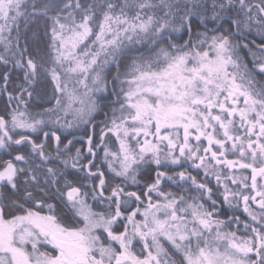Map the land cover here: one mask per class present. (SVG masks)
<instances>
[{"label":"snow or ice","instance_id":"6c2138e0","mask_svg":"<svg viewBox=\"0 0 264 264\" xmlns=\"http://www.w3.org/2000/svg\"><path fill=\"white\" fill-rule=\"evenodd\" d=\"M239 3L245 7V0ZM150 6L146 3L135 5L140 9ZM50 7L57 6L40 7L33 3V15L39 11L47 16ZM131 7L133 5L126 0L117 13V5L106 0L101 9L102 19L97 20L93 5L84 6L80 0H75L73 5L68 0L50 17L53 62L66 73L80 74L77 83L86 89L83 96L77 95L75 89L69 90L68 83L61 80L59 71L53 67L50 71L55 91L67 96L69 107L73 102L82 106L75 111L84 122H87L84 117L96 106L95 101L85 99L91 91L86 83L89 75L92 74L93 84L102 86L98 69L115 61L126 41L139 43L141 34H147L153 25H158L154 36L172 27L167 20L156 21L151 15L142 20L139 12L129 18L124 9ZM164 7L172 6L165 4ZM219 7L223 9L225 5ZM73 8L81 10L79 20L74 11L61 15L64 9ZM259 8L264 13V6ZM26 9L25 0H0V39H4L2 34L10 32L9 25H16L20 17L27 21ZM217 15L214 13L213 19ZM179 19L181 23L172 27L173 31L187 22V11ZM234 23L239 27V21ZM258 23L264 32V20ZM188 27L191 33V25ZM201 36L204 38L200 39ZM9 43L5 40L6 51ZM239 47L238 43H233L231 34L220 32L209 37L204 32L197 34L195 42L190 37L183 44L170 43L161 47L152 61L138 64L133 60L125 74L128 78L121 82L128 85L126 90L121 87L124 95L119 109L121 115H114L112 127L108 129L116 135L120 151L110 152L107 148L104 151V161L119 182L114 183L105 196L108 181L95 162L97 153L91 137L87 152L93 159L81 164L83 154L77 148L70 165L72 169L85 172L86 180L98 181L92 185L91 198L100 204L107 202V210H94L88 203L89 192L72 186L66 172L55 167L46 169L47 176L52 179L46 178L45 183L55 185L60 178L64 179L67 199L75 216L79 217L76 227L65 226L58 219L56 206L44 199L48 195L44 189H40L43 195L37 196L24 187L23 193L17 196L21 193V180L24 185H39L36 171L39 165L34 168L29 161L36 155L51 162L50 154L45 152L49 138L55 141L56 159L71 152L73 141L63 143L57 131H46L48 121L43 118L47 113L51 120L58 110L66 109L61 99L56 98L55 108L31 115L26 110L24 94L31 97L33 93L24 84L19 86L16 96L9 93V102L16 100L17 108L9 112L6 107L4 114H0V149L11 156L0 161V264H264V183L257 180L258 177L264 180V82L256 79L257 74L264 75V43L257 45L260 55L253 53L251 67L242 61L237 51ZM0 61L9 62L4 56H0ZM65 63L68 64L66 68ZM16 67L24 70V82L30 85L43 65L29 56L26 62L17 60ZM119 77L118 71L116 78ZM4 80L7 83V73ZM20 105H24L25 110H20ZM53 122L59 124V118ZM17 130H20L18 136L14 137L12 133ZM37 132H42L45 138L39 143L25 134ZM202 137L207 140V147H202ZM193 138L197 142L195 145L191 142ZM14 147L16 154L12 156ZM26 147L30 151H22ZM227 152L239 153L240 159H228ZM213 161L215 166L225 165L228 169L237 165L241 169H251L250 188L255 195L231 191L225 184L223 198L229 205L233 202L229 196L242 198L244 211L252 221L260 224L259 228L244 224L246 230L251 228L252 236H239L236 231L224 230L228 224L216 217V201L212 200V189L206 183L199 182L187 171L170 174V165L183 167L191 163L197 169L203 168L206 176L214 175L219 183L220 172L210 171L214 169ZM62 163L68 169L69 160L64 159ZM21 164L29 166L25 168L19 166ZM152 165H155L154 176H151ZM145 166L150 181L144 184L146 190L142 194L125 191L126 182L133 185L141 182L138 177ZM246 180L247 177L241 181L244 188L249 187ZM165 181L190 182L201 196L185 197L166 192L161 187ZM232 183L236 184L237 180L232 179ZM7 189L17 198L9 199L4 191ZM205 194L212 201L211 210L202 202ZM249 201L257 203L261 211H252ZM228 220L239 223L235 215Z\"/></svg>","mask_w":264,"mask_h":264},{"label":"trees","instance_id":"16d2710c","mask_svg":"<svg viewBox=\"0 0 264 264\" xmlns=\"http://www.w3.org/2000/svg\"><path fill=\"white\" fill-rule=\"evenodd\" d=\"M25 2L27 4L26 11L29 16L27 21H25L24 17H20L16 25H9L11 28L10 32L6 31L2 34L4 39H0V56H4L9 61L8 64H4L0 61V114H4L6 107L9 112H11L12 109L17 108V101L12 100L9 102L8 95L11 93L13 96H16L19 93V86L21 84H24L28 91L33 93L31 97H28L26 93L24 94V99L27 101L26 110L29 114L36 115L39 112H44L45 109L55 108L56 98L62 100V94L55 91V82L52 80L50 71L53 67L57 68L61 80L67 82L68 85H70V80L74 81L71 83V88L75 87L78 92L86 91L83 85L77 83V79H79L80 76L69 78L67 75H64L65 71L56 65L52 59L54 53L50 47L52 28V20L50 17L56 15V12L62 9L63 4L67 3L68 0H25ZM71 2L73 5L75 4V0H71ZM80 2L84 6L89 4L93 5L94 10L96 11V19H102L101 9L104 7L106 0H80ZM112 2L117 5L116 12L119 13L120 7L125 4L126 0H112ZM33 3L38 4L40 7H43L45 4L50 6L56 5L57 7H50L47 16L40 14L39 11L33 15ZM127 3L133 5L131 8L124 9L129 18H132L137 12H139L142 20L147 19V17L151 15L156 21L163 22L167 20L172 27H175L181 23L179 18L185 15V12L187 11L188 20L178 31H173L172 27H168L154 36L153 33L155 27L158 25H153L150 27L147 34H141V41L139 43L125 42L123 52L118 55L117 59L115 61H110L107 65L101 67V78L104 88L102 93L96 95L95 112L88 115L90 118L83 126H79L77 129L68 130L65 133L59 128L61 127L60 125H63L62 122L59 124L53 123V120H49V114L47 113L43 117L48 121L45 125V130L47 131L51 129L57 131V134L61 136L63 143H67L68 140H71L75 136H81L86 140H88L89 137L92 138L93 148L97 153L95 162L99 165L100 170L104 172L105 178L108 181L105 196L110 193L111 186L114 183L119 182L118 178H114V174L109 170L107 162L104 161V151L105 148L110 152L118 153L120 151L116 135L109 132L108 129L112 126L111 122L114 115L115 117L121 115L119 110L120 104L124 102V95L121 92V87L125 90L128 87L126 83L122 84L121 82L128 78L125 74L130 70L133 60L138 64H143L146 61L154 60L159 49L161 47H167L170 43L183 44L184 41L189 40L190 37L193 42H195L198 33L207 32L208 36L211 37L213 34L223 32L225 34H231L233 43H238L240 45L237 51L242 61L251 67L254 60L253 53L260 55V49L257 45L264 43V32L261 31V24L258 23V21L264 20V13H261L259 8V6H264V0H245V7L240 5L239 0H127ZM140 3H146L151 6L143 9L135 7V5ZM165 4L171 5L172 7L166 8L164 7ZM220 4H224L225 7L221 9L219 7ZM177 8L179 10H177ZM249 8L251 11L248 10ZM67 11H74L76 19H80L81 10L74 8L64 9L61 12V15L63 16ZM166 12L169 13V15L166 16ZM214 13H218L216 19H213ZM202 17L203 20L201 19ZM249 17H251V19H249ZM234 21L240 22L239 27ZM136 22L138 23L139 21ZM0 23H2V21H0ZM245 23H247V27H245ZM188 25H191V33H189ZM199 38L203 39L204 37L201 36ZM5 40L10 42L7 51L5 50ZM153 40H155V43H153ZM245 44L248 45L247 48L243 47ZM204 46L207 47L208 45L206 44ZM25 48H27V52H24ZM22 52L23 56H21ZM29 56L36 60L38 65H43V67L39 68L37 78L30 85L24 82V70L16 67L17 60H23L26 62ZM117 63L119 64V69H117ZM118 71L120 74L119 79L116 78ZM5 73L8 74L7 83H5L4 80ZM256 79L264 82V75L257 74ZM91 80L92 74L89 75V78L86 81L87 85ZM19 108L20 110H25L24 105H20ZM113 110H115V113ZM59 111L61 110H58L55 115ZM55 115H52L51 118H54ZM6 118L10 119V116H6ZM19 131L20 130H17L16 133H12L13 136L17 137ZM25 134L31 135L38 143L44 140L42 132ZM102 134L103 142L101 141ZM182 135L183 132L181 131V137ZM220 135L222 136V134ZM191 142L193 145L196 144L194 140ZM63 143L61 144V148H63ZM47 144L48 146L45 148V152L46 154H50L52 158L51 162H45L36 155H32L29 161V164L34 168L39 165V168L36 169L39 185H24L21 180V193L17 194V196L23 193L24 187H28L35 195L41 196L43 195V193L40 192V189L42 188L48 193V195L44 197L46 202L52 203L56 206L55 214L58 219H60L65 226H79L77 224L79 217L75 216L71 203L66 196L67 188L64 179L60 178L55 185L45 183L46 178L49 181L52 179L47 176V167H55L61 172H66L67 179L72 181V186L80 187L82 192H89L88 203L92 205L94 210L106 211L107 202H105V204H100L98 201H94L91 198L92 185L98 184V181L86 180L85 172H79L70 167L72 157H75L77 148H80L83 154V159L80 160L81 164H86L89 159H93V157L87 152V145L83 141H77L71 146L70 153H63L60 159H56L54 140L49 138ZM201 144L202 147H207L203 141ZM96 145H99V147H96ZM213 147L215 149V146ZM22 151L28 152L30 149L26 147L22 149ZM15 154L16 149L14 147L12 149V156ZM237 154L239 153L233 154L227 152L226 156L228 159L233 160V158L236 159L238 157ZM10 158L11 156L8 155L7 151L0 149V161ZM64 159L69 160L68 169H65L62 163V160ZM19 166L27 168L29 165L21 164ZM0 167H2V165H0ZM146 168L147 166L141 169L142 174L138 177L141 182L137 185L131 184L130 181L126 182L125 191H136L138 194H142L146 190L144 184L145 182H150L149 175L146 174ZM170 168L172 169L170 174L179 171H187L191 173V175L196 176L199 182H203L202 179L205 177V174L203 175L200 174V172H196L191 163H185L183 167L170 165ZM152 169L151 176H154L155 165H152ZM217 170L221 173V176L228 173L227 170H224V166ZM93 171H95V169H93ZM242 173H247L248 175V170H244ZM206 184L212 189V200L219 202L216 189L211 183ZM163 186H166L164 190L167 188L170 190L174 189L181 193L187 189L186 194L188 197L201 196V192L197 191L195 186L191 185L190 182L185 184L181 181V183L175 185L165 181L162 183L161 187ZM57 188L60 189L59 192L56 191ZM4 191L5 194L9 196V199L17 198V196L11 194L10 189ZM97 191H99V189H97ZM61 193H63V195ZM202 202H204L205 206L211 210L212 201L208 200L206 194L203 196ZM218 202L215 204V215L217 218L227 221L230 215L226 210H220L219 212ZM44 213H48L47 208L44 209ZM227 224L230 225L229 222Z\"/></svg>","mask_w":264,"mask_h":264},{"label":"rangeland","instance_id":"374dc122","mask_svg":"<svg viewBox=\"0 0 264 264\" xmlns=\"http://www.w3.org/2000/svg\"><path fill=\"white\" fill-rule=\"evenodd\" d=\"M66 67H68V64L66 63V65H65V68ZM64 71V70H63ZM98 71H100V73H101V68H99L98 69ZM64 75H67L69 78H76L77 76H80V74H77V73H71V74H69V73H64ZM72 82H74L73 80H70V85H68V88H69V90H72V89H75V87H72L71 88V83ZM87 83V82H86ZM88 88L89 89H91V91L88 93V96L87 97H85V99H86V101H95V105H96V95L98 94V93H102V91H103V88H104V86L102 85H96V84H93L92 83V80H91V82L88 84ZM97 89H99V90H97ZM75 91H76V93H77V95H80V96H83V93L85 92H78L76 89H75ZM62 94V93H61ZM242 99V98H241ZM61 102H62V107H63V109H66V110H61V111H59L55 116H54V118H51V120H53V121H55L57 118H59V121L60 122H62V124L63 125H65V127H59L60 129H61V131H64L65 133L68 131V130H73V129H77V128H79V126H83L84 125V123H87V122H84L83 120H81L80 119V117L78 116V114L76 113V111H75V109H78V108H80V107H82L78 102H73L72 103V105L69 107L68 105H69V101H68V98H67V96L65 95V94H62V100H61ZM242 106V105H241ZM218 111V110H217ZM95 112V109L91 112V114H93ZM90 117H84V119L86 120V121H88V119H89ZM238 119V118H237ZM54 123V122H53ZM68 124H71L72 126L71 127H67L66 125H68ZM112 127V126H111ZM110 127V128H111ZM182 131V130H181ZM241 132H242V130H241ZM220 134H222V131H221V133ZM115 135V134H114ZM223 135V134H222ZM222 137V136H221ZM149 139H152L151 137H149ZM192 140H194V138L192 139ZM118 141V140H117ZM195 141V140H194ZM204 142L205 143V145H207V140L206 139H204L203 137L201 138V142ZM196 142V141H195ZM118 143H119V141H118ZM197 143V142H196ZM195 145V144H194ZM165 145H161V147L163 148ZM119 147H120V144H119ZM229 147H230V143H229ZM213 150H215L214 149V147H213ZM230 153H233V152H230ZM201 154H204L203 152H201ZM234 154V153H233ZM208 155H210V153L208 154ZM237 156L239 157V154H237ZM233 158V160H239L240 159V157L239 158ZM213 165H214V169H210V171H212V170H215V171H218L217 169H219V167H217V166H215V162L213 161ZM222 166H224V167H227V166H225V165H222ZM238 166V165H237ZM193 168L196 170V172H200V174H205V172H204V169L203 168H200V169H197L194 165H193ZM227 169V168H226ZM228 170V169H227ZM228 173L227 174H225V175H223V177L221 176V182H219L218 183V181L216 180V178H215V176L214 175H204L205 177H203V179H202V181L203 182H206V183H211L212 185H213V187L216 189V191H217V193H218V197L220 196V199H221V201L224 203V204H226L227 205V207H230V206H232V205H229L228 203H226L225 201H224V198H223V196H224V185L226 184L227 185V187H228V189L229 190H231V191H240L241 193H243L244 192V190H246L247 188H244L241 184H240V182L242 181L240 178H233V174H229V171H227ZM221 174V173H220ZM241 173H240V177H241ZM225 177H229V179H225ZM232 179H236L237 180V183L236 184H233L232 183ZM258 181L260 182V183H264V180H261V178L260 177H258ZM181 182V181H180ZM249 185V187H250V184H248ZM236 186H238V188H237V190H235V187ZM166 188V186H163L162 187V190H164ZM247 190H250V188H248ZM164 191H166V192H171V193H174V194H177V195H184L185 197H188L187 196V192L186 191H184V192H179V191H177V190H170V189H166V190H164ZM254 193V192H253ZM255 194V193H254ZM258 198V197H257ZM153 199L155 200L156 199V197H155V194H153ZM229 199L230 200H232V201H234V200H236V203H237V206L238 207H240V208H242V213L244 214V215H246L247 214V212H245L244 211V206L241 204V201H242V198H240V197H236L235 199H233L231 196H229ZM258 219H259V217H258ZM224 230H231V231H233L230 227H227V228H225ZM237 235H239V236H248L247 234H245V233H241V234H239V233H237Z\"/></svg>","mask_w":264,"mask_h":264},{"label":"flooded vegetation","instance_id":"af4514ba","mask_svg":"<svg viewBox=\"0 0 264 264\" xmlns=\"http://www.w3.org/2000/svg\"><path fill=\"white\" fill-rule=\"evenodd\" d=\"M217 167H219V168H221L222 167V165H220V166H217ZM227 167H224V170H227L226 169ZM244 170H248V175H247V173H242V171H244ZM227 171H229V174H233V178H240L241 180H243L245 177H247V180H246V183L247 184H250L251 185V169H241V168H239V166H236L235 168H233V169H228ZM240 173L242 174L241 175V177H240ZM223 177V176H222ZM257 180H259L258 178H257ZM168 182H170V181H168ZM170 183H172V182H170ZM179 183H181V182H179ZM258 183H260L259 181H258ZM173 184H175L176 185V183H173ZM240 184H241V182H240ZM242 185V184H241ZM237 188H238V186H236L235 187V190H237ZM248 188H250V187H248ZM247 188V189H248ZM244 190V192L242 193V194H250V195H255L252 191H251V188H250V190ZM241 198V197H240ZM219 202L218 201H216V202H218V204H219V212H220V210H226L227 212H228V214L230 215L229 217H231V216H233V215H235V216H238L239 217V223H237L236 221H229V220H227L226 221V223H228L229 222V224L230 225H228V227H230L233 231H236L237 233H239V234H241V233H245V234H247L248 236H252L253 235V233L251 232V228H249V229H245L244 228V224L245 223H248L249 225H251L252 227H257V228H259L260 227V224L259 223H257V222H255V221H252V219H251V217L248 215V213L246 214V215H244L243 213H242V208H240V207H238L237 206V203H236V200H234L233 202H232V206H230V207H227V205L226 204H224L223 202H221V199H220V196H219ZM257 199H259V198H257ZM241 204L244 206V203H243V200L241 201ZM249 206H250V208L252 209V211H254V212H256V213H259L261 210L259 209V206H258V204L257 203H255V202H252V201H249ZM218 212V211H217Z\"/></svg>","mask_w":264,"mask_h":264},{"label":"water","instance_id":"95a60500","mask_svg":"<svg viewBox=\"0 0 264 264\" xmlns=\"http://www.w3.org/2000/svg\"><path fill=\"white\" fill-rule=\"evenodd\" d=\"M45 139V138H44ZM72 141H73V144L75 143V142H77V141H83L86 145H87V148H88V140H86V139H84L83 137H81V136H75V137H73L72 139H71ZM72 144V145H73ZM71 145V146H72ZM70 146V147H71ZM56 147V144H55V141H54V148ZM61 150L63 151V148H61Z\"/></svg>","mask_w":264,"mask_h":264}]
</instances>
